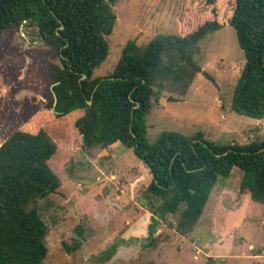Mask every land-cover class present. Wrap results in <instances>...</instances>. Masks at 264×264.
I'll return each mask as SVG.
<instances>
[{
    "label": "rangeland",
    "instance_id": "obj_1",
    "mask_svg": "<svg viewBox=\"0 0 264 264\" xmlns=\"http://www.w3.org/2000/svg\"><path fill=\"white\" fill-rule=\"evenodd\" d=\"M234 6L230 0L215 6L206 0H118L114 6L117 20L107 37L110 55L94 77L110 74L130 42L144 46L158 35L185 36L213 19L224 25L199 43L195 61L201 72L185 96L156 91L146 116L150 143L164 131L186 137L202 133L212 142L241 145L264 136V118L254 120L232 111L245 63L236 32L229 25ZM53 64H60L58 58L32 23L11 32L0 44V143L19 130L35 133L43 129L58 146L49 166L62 186L31 205L49 227L44 264L264 263V203L241 192L243 172L239 168L216 185L203 216L186 238L176 231L185 206L162 218L161 201L154 207L156 221L140 223L136 232L140 238H121L132 220L141 216L134 204L145 203L143 190L138 191L136 201L132 197L131 182L138 175L132 169L147 174L141 167L148 168L132 149L121 146L112 152H125L113 160L114 171L113 161L98 158L97 150L103 147H88L78 132L75 124L83 116L82 110L56 116L50 108L53 99L55 106ZM114 174L116 178H112ZM150 225L154 228L151 237ZM153 239L156 244L148 247Z\"/></svg>",
    "mask_w": 264,
    "mask_h": 264
},
{
    "label": "trees",
    "instance_id": "obj_2",
    "mask_svg": "<svg viewBox=\"0 0 264 264\" xmlns=\"http://www.w3.org/2000/svg\"><path fill=\"white\" fill-rule=\"evenodd\" d=\"M219 1L206 0L209 6ZM230 1L235 6L229 25L245 57L232 111L261 120L264 0ZM117 2L0 0V44L24 24L38 28L41 39L60 63L50 67L56 99L50 108L57 117L83 111L75 126L88 147L106 148L119 142L145 163L152 180L141 198L152 209L153 222L157 201L164 211L162 218L175 215L183 204L176 231L187 236L203 216L216 185L235 168L243 172L241 192L264 203V136L242 145L212 142L202 133L186 137L171 131L162 132L154 143L147 139L146 116L157 92L185 96L201 72L195 61L199 43L224 25L213 19L185 36L158 35L144 46L130 42L110 74L94 77L95 70L110 55L107 37L115 28ZM213 13L216 17L214 8ZM57 150V144L43 129L35 133L19 130L1 144L0 264H44L47 259L49 227L31 205L62 186L49 166ZM148 233L150 237L154 233L151 225ZM156 242L150 240L147 246L153 247Z\"/></svg>",
    "mask_w": 264,
    "mask_h": 264
},
{
    "label": "crops",
    "instance_id": "obj_3",
    "mask_svg": "<svg viewBox=\"0 0 264 264\" xmlns=\"http://www.w3.org/2000/svg\"><path fill=\"white\" fill-rule=\"evenodd\" d=\"M121 146L122 145L119 142H117V143H115L109 147L98 149L97 150L98 158L110 159V160H108L109 162H111L113 160L114 161L118 160L120 158V156L125 154V152H123L121 155L120 154L118 155V154H115L112 152L114 150H118ZM114 161L110 163L111 166L115 165ZM141 169L146 171L147 174H141V173L137 172L135 168L132 169L135 171L136 175L138 173L136 180L131 182V187H130V188H132L131 194H132V197L135 201L138 198V196H137L138 191L146 189L152 180L151 175L149 174V170H146L145 167H141ZM113 170L114 171L116 170V166L113 167ZM112 178H116L115 174L112 176ZM145 178H147V179L145 180ZM144 180L146 181L145 183L143 182ZM121 188L119 189L120 194L123 193ZM247 195H248V197L250 196L249 194H247ZM117 199L119 200L120 197H117ZM134 207L136 208V210H135L136 213H140L141 216L137 219H133L132 220L133 224H131L130 222L126 223L128 226L131 224V226H129V228H127V233L125 232V234L122 235L121 238H123L124 240H128V237H131V236H134V238H140L136 235L137 230H139L140 223L144 222V221H149V220L151 221L152 217H153V213L151 212V210H149L144 204H141L139 206L135 203ZM158 232H159L158 234H160L161 230H159ZM179 236L186 238V236H182V235H179ZM179 256H180V254H179Z\"/></svg>",
    "mask_w": 264,
    "mask_h": 264
},
{
    "label": "water",
    "instance_id": "obj_4",
    "mask_svg": "<svg viewBox=\"0 0 264 264\" xmlns=\"http://www.w3.org/2000/svg\"><path fill=\"white\" fill-rule=\"evenodd\" d=\"M63 28V26L61 27V29ZM202 74L203 75H206V72H202ZM86 78V76L85 75H83V77H82V79H85ZM170 101H174L175 99L174 98H172V97H170V99H169ZM55 103H56V99H55ZM89 104H91V102L89 101L88 102ZM0 147H1V143H0Z\"/></svg>",
    "mask_w": 264,
    "mask_h": 264
}]
</instances>
